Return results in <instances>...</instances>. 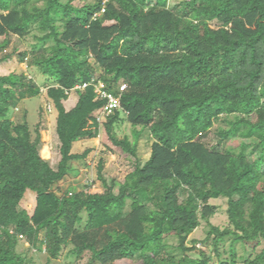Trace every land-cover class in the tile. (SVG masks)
Masks as SVG:
<instances>
[{
	"label": "trees",
	"instance_id": "1",
	"mask_svg": "<svg viewBox=\"0 0 264 264\" xmlns=\"http://www.w3.org/2000/svg\"><path fill=\"white\" fill-rule=\"evenodd\" d=\"M75 2L0 0V64L30 60L46 81L0 76V264H264V0ZM11 36L31 38L30 49L6 53ZM93 80L121 96V109L101 124L94 86L65 107L77 85ZM42 95L44 112L51 104L57 112L56 170L39 151L42 124L32 130L27 116L11 117ZM121 112L136 142L118 138ZM221 120L229 126L221 141L239 139L238 147L205 143ZM138 128L153 139L144 164ZM97 138L131 159L133 172L116 194L101 160L103 193L59 196L54 188L71 164L91 153L74 154V145ZM28 192L33 214L21 207ZM220 198L225 228L210 222ZM203 222L206 238L190 241Z\"/></svg>",
	"mask_w": 264,
	"mask_h": 264
},
{
	"label": "rangeland",
	"instance_id": "2",
	"mask_svg": "<svg viewBox=\"0 0 264 264\" xmlns=\"http://www.w3.org/2000/svg\"><path fill=\"white\" fill-rule=\"evenodd\" d=\"M91 1L92 0H76L75 4L78 6H82L86 2ZM181 1L183 0H171L170 7L178 4ZM31 44V38H29L27 41H24L16 36H11L10 47L7 49L6 53L10 54L15 50H17V52H24L30 49ZM29 63L30 60H26L24 63H22L16 57H14L9 61L0 64V76H7L12 73L18 75L25 74L29 77H32L33 82L36 85L43 87L46 82L45 78L38 73L36 68L29 67ZM76 100H78V95L72 93L71 99L65 103L66 109L70 110L71 108H73V102H75ZM46 105L47 99L43 95L38 98L28 99L20 103L17 109L12 110L11 117L15 123H23L24 118L27 116L32 130L35 129V126L38 123L42 124V139L41 144L39 145V151L41 157L46 160L52 168L56 170L61 160V155L59 152V140L56 133L57 112L54 109L53 104H51L52 112H44L43 109L46 108ZM120 116L121 119L125 121V123L120 125V127L117 129L118 138H124L125 136H128L131 141L136 142L133 134V128L126 121V115L121 112ZM228 128V124L224 120H221L208 133L205 139V143H207L208 145L221 143L222 147H238L240 144L239 139H232L228 142L221 141L219 132ZM137 131H142V129L138 128ZM141 133V137L137 141V146L139 158L141 160V163L144 164L150 158L153 139L151 138L148 131H142ZM86 150L91 151L89 157L85 161L74 162L71 164L67 176L63 181L55 186V192L59 196L63 195V193L69 190H73L75 192L87 190L91 193H103L104 188L102 186V183L98 180L97 173L98 164L102 160L104 162L103 176L107 180L108 184H112L114 186V192L117 194L126 176L134 170L131 159H129L119 151L110 152L109 150H107L100 138L93 140L83 139L77 142L73 147L74 154H82ZM251 159H254V155H252ZM211 204L217 206V213L210 220L211 224L213 226L225 228L228 225L227 199L220 198L217 200H212ZM21 207L27 210L30 214H33L36 207L35 193L28 192L25 199L21 203ZM207 230L208 226L205 222H203L202 226L190 235V241H203L206 238ZM168 242L172 245L177 244V241L174 238L168 239ZM29 246L30 245L27 242H22L19 251L24 252L26 255H30ZM228 247L229 243L226 244L225 248ZM237 247L239 250V254L243 255L244 253L242 247L240 245H238ZM263 248L264 244H262L258 248V252ZM193 256L197 257V254H193ZM62 261L63 259H61V261L54 262L53 264H60ZM43 263L44 259L42 257H39L38 262H36L35 264Z\"/></svg>",
	"mask_w": 264,
	"mask_h": 264
},
{
	"label": "built area",
	"instance_id": "3",
	"mask_svg": "<svg viewBox=\"0 0 264 264\" xmlns=\"http://www.w3.org/2000/svg\"><path fill=\"white\" fill-rule=\"evenodd\" d=\"M104 12L105 9L102 10V13ZM90 86H94L95 93L97 95V100L103 102V106L99 109V111L96 114L97 122L101 124L105 122L108 117L114 115L119 109H121V96L113 92L107 91L104 83L96 82V80H93L90 83L77 85L75 89L72 90L71 93L76 94L78 90H84ZM126 89L127 86L123 84L120 87V93L125 92ZM44 90L45 89H43V91ZM47 109L51 110V107L48 106Z\"/></svg>",
	"mask_w": 264,
	"mask_h": 264
},
{
	"label": "crops",
	"instance_id": "4",
	"mask_svg": "<svg viewBox=\"0 0 264 264\" xmlns=\"http://www.w3.org/2000/svg\"><path fill=\"white\" fill-rule=\"evenodd\" d=\"M76 102H77V100L75 101V102H73L74 104H73V107L76 105Z\"/></svg>",
	"mask_w": 264,
	"mask_h": 264
},
{
	"label": "bare ground",
	"instance_id": "5",
	"mask_svg": "<svg viewBox=\"0 0 264 264\" xmlns=\"http://www.w3.org/2000/svg\"><path fill=\"white\" fill-rule=\"evenodd\" d=\"M120 87V86H119ZM118 95V94H117Z\"/></svg>",
	"mask_w": 264,
	"mask_h": 264
}]
</instances>
